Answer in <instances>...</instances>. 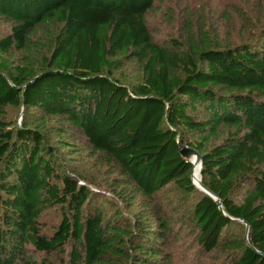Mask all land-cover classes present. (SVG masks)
I'll list each match as a JSON object with an SVG mask.
<instances>
[{
	"label": "trees",
	"instance_id": "obj_1",
	"mask_svg": "<svg viewBox=\"0 0 264 264\" xmlns=\"http://www.w3.org/2000/svg\"><path fill=\"white\" fill-rule=\"evenodd\" d=\"M155 1L0 0V264H173L186 231L221 264H264V29L231 43L186 17L159 42Z\"/></svg>",
	"mask_w": 264,
	"mask_h": 264
},
{
	"label": "rangeland",
	"instance_id": "obj_2",
	"mask_svg": "<svg viewBox=\"0 0 264 264\" xmlns=\"http://www.w3.org/2000/svg\"><path fill=\"white\" fill-rule=\"evenodd\" d=\"M186 17L195 26L201 23L207 28H214L220 33L221 38H228L231 43L250 40L255 42L261 38L264 29V0H156L154 8L147 15V22L154 40L163 42L170 36L179 38ZM8 31L9 24L0 21V36L7 34ZM129 70L133 71V68ZM21 118L22 108L8 107L6 109L5 119L9 123L18 124ZM93 161L94 159H86L82 165L85 173L91 179L97 180L94 183L98 186L92 187V189L114 198L111 188L108 189L104 183L107 179L105 174L108 175V173L102 174L95 169ZM114 199L117 201L116 198ZM118 204L124 208L122 203L118 202ZM128 212L124 209L125 215ZM60 216L59 209L45 212L41 218L45 229L47 231L53 229L60 220ZM235 232H239L238 229ZM179 238L172 248L175 251L173 264L223 263L218 256H208L199 252L190 232H184ZM48 258L55 261L58 259L53 255ZM215 258L219 260H215Z\"/></svg>",
	"mask_w": 264,
	"mask_h": 264
},
{
	"label": "water",
	"instance_id": "obj_3",
	"mask_svg": "<svg viewBox=\"0 0 264 264\" xmlns=\"http://www.w3.org/2000/svg\"><path fill=\"white\" fill-rule=\"evenodd\" d=\"M179 151H180L181 155H183L186 158H189L190 161L193 163V165L195 162H197L199 165V169L201 168L200 155L195 149L189 148L186 145H183L180 147ZM200 178H201V175H200ZM191 180L193 182L192 175H191ZM193 184H194V182H193ZM200 186H201L200 189L202 191H204L205 193H207L210 197H212L217 202L218 206L221 208V203H220V200L218 199V197L212 191H210L202 182L200 183ZM241 221H243V220H241ZM244 223L246 224V231L248 232V225L246 222H244Z\"/></svg>",
	"mask_w": 264,
	"mask_h": 264
},
{
	"label": "bare ground",
	"instance_id": "obj_4",
	"mask_svg": "<svg viewBox=\"0 0 264 264\" xmlns=\"http://www.w3.org/2000/svg\"><path fill=\"white\" fill-rule=\"evenodd\" d=\"M192 179H193L195 186L196 187L198 186L197 188L200 189L201 178H200V169H199V165L197 162H195L193 165Z\"/></svg>",
	"mask_w": 264,
	"mask_h": 264
}]
</instances>
